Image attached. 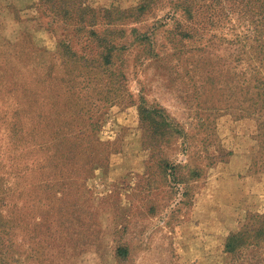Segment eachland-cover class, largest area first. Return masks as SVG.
<instances>
[{
    "label": "rangeland",
    "instance_id": "374dc122",
    "mask_svg": "<svg viewBox=\"0 0 264 264\" xmlns=\"http://www.w3.org/2000/svg\"><path fill=\"white\" fill-rule=\"evenodd\" d=\"M257 215L264 0H0L10 264H264Z\"/></svg>",
    "mask_w": 264,
    "mask_h": 264
},
{
    "label": "trees",
    "instance_id": "16d2710c",
    "mask_svg": "<svg viewBox=\"0 0 264 264\" xmlns=\"http://www.w3.org/2000/svg\"><path fill=\"white\" fill-rule=\"evenodd\" d=\"M254 218L258 222V228H253L249 231L250 233L255 232L256 236H259V238H261L262 236H264V215H257ZM245 237H246L245 232L232 236L229 244L227 245L228 250L233 252L235 250V246L240 245L239 243L243 242ZM231 241H232V245H231ZM10 253L11 252L9 251L7 245L4 243L2 239H0V264H10L12 259V257L9 258ZM118 253L120 257L126 256V251L124 249H119Z\"/></svg>",
    "mask_w": 264,
    "mask_h": 264
}]
</instances>
